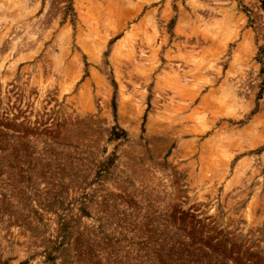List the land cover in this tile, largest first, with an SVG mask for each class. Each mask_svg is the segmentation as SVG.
<instances>
[{
	"label": "rangeland",
	"instance_id": "rangeland-1",
	"mask_svg": "<svg viewBox=\"0 0 264 264\" xmlns=\"http://www.w3.org/2000/svg\"><path fill=\"white\" fill-rule=\"evenodd\" d=\"M0 264H264V0H0Z\"/></svg>",
	"mask_w": 264,
	"mask_h": 264
}]
</instances>
